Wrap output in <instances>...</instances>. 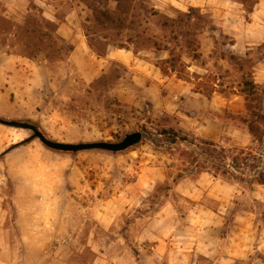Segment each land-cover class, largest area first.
<instances>
[{
  "label": "rangeland",
  "instance_id": "1",
  "mask_svg": "<svg viewBox=\"0 0 264 264\" xmlns=\"http://www.w3.org/2000/svg\"><path fill=\"white\" fill-rule=\"evenodd\" d=\"M51 5L86 47L0 0V118L142 137L0 123V264H264V0Z\"/></svg>",
  "mask_w": 264,
  "mask_h": 264
},
{
  "label": "water",
  "instance_id": "2",
  "mask_svg": "<svg viewBox=\"0 0 264 264\" xmlns=\"http://www.w3.org/2000/svg\"><path fill=\"white\" fill-rule=\"evenodd\" d=\"M0 123L11 127L31 130L33 132V137L38 138L45 146L54 150L67 151V152H77V151L89 150V149H102L111 152H118L121 150H125L128 147L138 143L142 137L141 132L137 131L127 134L119 142L94 141V142L66 143V142L53 141L46 138L45 135L37 128V126L29 122L18 121V120H6L0 118Z\"/></svg>",
  "mask_w": 264,
  "mask_h": 264
},
{
  "label": "crops",
  "instance_id": "3",
  "mask_svg": "<svg viewBox=\"0 0 264 264\" xmlns=\"http://www.w3.org/2000/svg\"><path fill=\"white\" fill-rule=\"evenodd\" d=\"M17 2L21 1V0H15ZM39 3L42 4V6L46 7V9H48V7H51V2L52 0H37ZM76 6V5H75ZM44 7V8H45ZM44 14L46 15V17H48L49 19L53 20V21H56L57 23V33H59L61 36H64V37H67V36H73L76 37L75 39V49H78V48H83L86 47V41L84 39V36L81 35L77 30H75L73 28L74 24H73V21L71 19H75L77 18V14L78 12H76V10H72L69 11L68 13H66L64 16H58L54 10H49L48 11L44 10ZM78 37H81V38H78Z\"/></svg>",
  "mask_w": 264,
  "mask_h": 264
},
{
  "label": "trees",
  "instance_id": "4",
  "mask_svg": "<svg viewBox=\"0 0 264 264\" xmlns=\"http://www.w3.org/2000/svg\"><path fill=\"white\" fill-rule=\"evenodd\" d=\"M246 122H247V121H246ZM248 127H249V129H250L251 131L254 130V127L252 126L251 123H248ZM257 180H258V179H257ZM258 181H260V183H264L262 179H259Z\"/></svg>",
  "mask_w": 264,
  "mask_h": 264
}]
</instances>
